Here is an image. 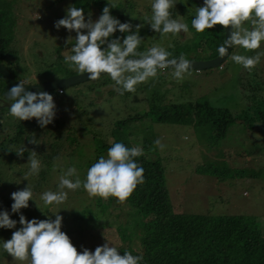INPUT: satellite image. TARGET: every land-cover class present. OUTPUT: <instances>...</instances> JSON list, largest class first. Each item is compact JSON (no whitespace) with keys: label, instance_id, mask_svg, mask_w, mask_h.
<instances>
[{"label":"rangeland","instance_id":"obj_1","mask_svg":"<svg viewBox=\"0 0 264 264\" xmlns=\"http://www.w3.org/2000/svg\"><path fill=\"white\" fill-rule=\"evenodd\" d=\"M10 1V5H5V7L9 8L11 16L15 20L12 46L17 52L18 64L11 67L15 75L18 78L23 77V81L28 83H38L75 71L74 68H70L64 62L65 54H73L71 52L72 46L63 47L60 50L58 47L66 44L69 36H71L69 43L75 42L76 33L75 31L69 32L64 27L57 29L54 24L57 20L65 17L67 8L77 7V5H74L72 0ZM108 1L116 4L124 22L132 24L133 32L137 30L136 25H143L139 30V35L144 38L139 46V51H145L154 44H159L171 52L172 56L175 53L180 55L185 52L187 53L185 56L194 59L192 57L195 56L193 53L196 50L192 48V41L197 39L198 32L193 33L195 38L188 40L183 46L178 45L177 40L190 37L192 30L190 27H188L190 31L186 34L181 31L180 34L169 33L162 38L159 33L151 29L150 25L146 24L144 17L152 15L153 0ZM200 6L202 5L190 0H177L176 6L171 11L176 13L174 19L185 23L181 13H186L188 17L193 16L192 18H194L196 10ZM83 8H85L86 19L89 13L93 21L99 18L100 12L96 7L86 5ZM186 21L187 24H190V21L187 19ZM123 34L120 35V32L117 31L109 39L116 37L122 39L128 33ZM201 48L197 52L201 57L199 59H208L206 56L211 52L202 51ZM259 51H264V42H262ZM233 54L253 56L256 53L234 46L223 64L225 69H221V67H214L205 71L189 69L190 74H185L183 80H177L172 75L174 69L166 68L164 73L170 76L167 80H174L175 83H173L174 81L166 82L165 77L163 78L161 75L162 70L158 69V75L154 78L162 85L157 84L156 86L165 95L166 103L167 100L175 101L181 98L186 101L188 98L192 97L193 99L200 96L209 100L212 105L227 106L233 114L240 117L226 132L220 133L221 129L216 126L214 130L220 135L219 137H214V139L208 134L207 131L213 133L211 128L205 131L204 129H196L193 125L157 122L149 116L132 122L129 121L126 128L130 132V137L132 136L131 133L134 134L133 138L139 136L138 146H142L141 139L144 137H149L153 142L159 139L165 145L163 150L154 147L155 153L165 166L164 179L174 210L187 213L251 214L258 220L264 234V136L261 134L262 128H259L258 120L249 126L250 121L255 119L253 110L259 107L260 102L257 98L250 103L248 98L249 96L252 97L255 92L262 97V104L264 103V56L261 57L256 68L247 72L241 69L242 65L232 61L231 56ZM244 72H247L245 78L242 75ZM250 73L254 77V80H251L257 84V86H253L255 89L253 93L252 87L249 86L250 82L247 80ZM97 80L63 88L60 92L58 90L48 91L53 95L56 115L63 114L66 110H72L76 104L77 107H81L87 112L80 119L91 118V125L97 133L95 138L89 132V129H92L89 125L88 132L83 133L80 137V143L72 155L61 157V160H58L60 162L58 164L59 169L53 170L47 178V185L51 191L58 187L60 176L69 166L74 165L77 168L82 181L86 179L83 177L88 171L85 169L86 161L92 156L97 140H105L109 136L107 133L110 129V120L149 109L147 99L150 95L147 96V93L142 92L145 91L144 89H139L136 95L132 92H124L121 95L119 91L114 89V82L111 79L108 82ZM104 96L105 98H103ZM133 98L137 101L130 102ZM2 100L5 103L0 106L9 105L6 99ZM248 107L250 110H246ZM5 112L0 110V123L7 116ZM148 155L153 158L156 157L153 152H148ZM212 160L219 163L225 162L232 172L241 170L245 175L226 177V180L218 181L214 175L194 171L196 165ZM7 163L8 160L0 164V206L3 211H8L10 218L16 220L20 228V213L11 211V205L14 201L11 196L8 198L5 196L7 193L11 194L23 189V185L20 183L21 175L26 168L30 170V163L28 158L22 159L21 157L16 158L10 165ZM252 171L256 173L252 174ZM65 191H68L71 199L62 204V212L69 211L68 207L72 213L75 210L81 211L84 207L97 210L95 197H90L83 187L77 191L67 189ZM34 195L35 193H33V199L36 202L30 200L29 207L20 211L28 220L33 218L45 220L44 215H42L44 214L42 195ZM112 202L111 205L107 202V210L103 212V216L107 220L103 219L102 216L98 222L84 223L83 220L77 219L75 223H72V215L68 212L65 214L67 216L62 220L61 230L70 237L78 252H82L84 248L94 252L97 246L106 242V238L117 248L120 246L137 247L138 239L134 236L131 239H125L120 234L123 233L121 224L123 221L125 222V218L128 216L125 212L126 207L119 209V204L122 203ZM131 216L133 215L131 214ZM64 221H68L69 224ZM141 226L140 224L139 227L141 228ZM127 232L129 233V231ZM3 234L2 240H8L12 236L9 229H6ZM0 244V264H29L28 261L13 260L12 256L3 250V243Z\"/></svg>","mask_w":264,"mask_h":264},{"label":"trees","instance_id":"obj_2","mask_svg":"<svg viewBox=\"0 0 264 264\" xmlns=\"http://www.w3.org/2000/svg\"><path fill=\"white\" fill-rule=\"evenodd\" d=\"M72 1L74 5H77V8L80 6L83 8L86 5L96 7L100 15L108 3L112 4L108 0ZM10 2V0H0V62L10 70L17 80H23V77L18 78L11 68L13 65L18 64V55L12 46L15 20L11 16L9 8L5 7V5H10ZM83 9L85 10V8ZM111 14L124 23V19L118 12V8H112ZM181 14L184 17L183 20L185 23L187 22L186 19L190 21V24H186L192 29L190 31V28H188V31L191 32L190 37L184 40H177L178 45L185 46L188 40L195 38L193 33L197 32L191 24L193 16L188 17L186 13ZM175 15L176 13L172 12V18ZM120 35L124 34L120 33ZM196 38L195 41H192V48L196 50L193 53L195 56L192 58H201L197 53L200 47H202V51L211 52L206 57H215L219 54L217 49L224 40L223 26L216 25L212 29H206L204 32L199 33ZM74 44L75 42L68 43L67 45L64 44L58 47V50L63 47L68 48ZM183 54L185 55L187 53L184 52ZM179 56L178 53H175L171 58H179ZM185 57L189 58V56ZM226 59L218 67L225 69L223 64ZM257 66L258 64L254 68ZM241 69L247 72L249 71L243 68V66ZM164 72L165 69L161 72L163 78L165 77L166 80L169 79L170 76H167V73ZM247 72L242 74L244 78ZM75 73L77 72L71 71L58 77ZM252 76L250 73V76H247V80L250 82L249 86L252 87L253 93V90L255 91L253 86H257V84L251 80L254 78ZM110 79L107 74H104L97 81L102 80L103 82H108ZM173 81L167 80L166 82ZM157 84L162 86L158 80L150 78L147 82L136 86V91L132 92L134 95H136L139 89H144L145 91L142 92L147 93V96L150 95L147 99L149 109L140 110L139 112H134V114L132 113L110 120V129L107 133L109 136L105 140H97L92 156L86 161L85 169H89L101 156L107 158V150L115 142L123 143L128 148L138 146L139 136L133 138L132 136L134 134L131 133L132 136L130 137V132L127 131L126 126L129 121L132 122L149 116L157 122L193 125L194 128L204 129L205 131L211 128L213 133L211 134L210 131H207L208 134L213 138H217L220 135L214 130L216 126H219L221 129L220 133L226 132L234 121L240 118L236 114H233L227 106L212 105L209 100L200 96L193 99L192 97L188 98L186 101H183L181 98L175 101L167 100L166 103L165 95L156 86ZM7 92L8 88L0 75L1 100L6 99ZM248 98L250 103L257 98L260 102L259 107L253 110L255 119L250 121L249 126H252L258 120L260 124L259 128H262L261 134L264 136V103L262 104V97L254 92L253 96H249ZM134 101L137 100L134 98L130 100V102ZM162 101L165 102L163 103ZM8 102L9 105L0 106V110L2 112L6 111L5 113L7 114L5 116L6 118H3V121L0 123V164L8 160L7 165H10L16 158H19L14 149H19L23 146L26 148V151L21 157L22 159L29 158L30 152L34 150L36 152V158L41 162V169L38 174L29 175L25 179V173L29 171L26 168L22 172L23 175H21L20 183L23 185L22 188L29 185L36 196L42 195L46 191H51L47 185V178L53 170L59 169L58 164L60 162L58 160H61V157L64 158L72 155L80 143V137L83 133L88 132L87 129L92 124L90 122L91 118L87 117L81 120L80 117L87 112L75 104L72 110H66L63 114L56 115L51 124L41 128L35 118L20 121L13 117L9 110L12 102ZM246 110H250V108L248 107ZM90 128L92 129H89V132L96 138L97 133L93 130V125ZM34 134L41 141L38 145L28 142V138ZM141 140L142 146L140 147L143 149L144 154L134 159L144 169V183L136 187L126 202L119 204V209H125L126 207L125 212L128 215L125 218V222L123 221V224H121L123 233L120 234L125 239H131L134 236V238L138 239L139 243L137 247L120 246L118 247V252L121 255L125 251H129L133 255H142L143 260L141 264H264V234L256 217L251 214L187 213L174 210L164 179V163L155 153L154 142L149 137H144ZM148 152H153L156 157H150ZM194 171L196 173L214 175V178L218 181L226 180V177H242L245 175L241 170L232 172L231 168L225 162L219 163L214 160L196 165ZM253 173L255 174L256 172L252 171ZM86 175H83V177H86ZM56 191H59L58 187L52 190V192ZM9 196L11 194L7 193L5 197L8 198ZM70 199L71 195L68 194L67 200ZM112 201L115 202L118 199L115 197L103 199L97 196L95 197L97 210L84 207L81 211L75 210L76 213H74L75 211L72 213V210L70 211V207H68L69 211L67 212L73 217L72 223H75L77 219L83 220L84 223H90L92 221L98 222L102 219L103 212L107 210V202L111 205L113 204ZM61 206L62 204L57 205L55 203L52 205L43 204L42 210L44 214L42 215H44L45 219L51 217L54 220L55 215L59 213L61 216L64 215L63 218H65L67 216L65 214L68 213L62 212ZM0 211H3L1 206ZM41 218L43 219L42 216ZM103 219L107 220L104 216ZM64 222L69 224L68 221ZM140 224L142 225L141 228L139 227ZM137 227L139 228L137 229ZM17 229H19L18 225L14 229H9V231L12 234ZM5 230L6 228H0V243L4 241L2 240V234Z\"/></svg>","mask_w":264,"mask_h":264},{"label":"clouds","instance_id":"obj_3","mask_svg":"<svg viewBox=\"0 0 264 264\" xmlns=\"http://www.w3.org/2000/svg\"><path fill=\"white\" fill-rule=\"evenodd\" d=\"M177 0H153L152 15L145 16L146 24L159 33L161 37L188 32V25L181 20L172 18L171 9ZM116 4H107L102 14L95 21L89 13L86 19L83 8L69 7L64 18L57 20V29L64 27L69 32L75 31V44L71 48L73 54H65L64 62L74 68L80 75L87 74V79L97 80L102 74H107L114 82V89L121 95L124 92H135L138 84L156 78L158 69L173 68V77L183 80L185 74H190L192 62L180 54L179 58H171L172 53L163 46L154 44L145 51H139L143 37L139 30L143 25H136L133 32L131 23H122L111 14ZM192 27L198 33L221 25L225 29L231 26L230 35L218 47L219 57L228 56L229 48L241 47L246 51H255V55L233 54L232 61L251 71L264 56L261 49L264 42V0H204L197 8L191 21ZM247 25V26H246ZM128 33L122 39H109L114 33ZM66 40V45L70 42ZM106 45V47H105ZM26 81L20 82L8 89L6 99L11 101L10 114L20 121L35 118L41 128L51 124L56 116V105L53 95L47 91H28ZM31 144L41 141L35 134L28 138ZM156 147L163 150L165 145L159 139L154 141ZM18 157H22L26 148L14 149ZM140 146L131 148L123 143L115 142L107 150V158L101 156L88 169L86 179L81 180L77 168L73 165L66 169L59 178V191H46L41 199L45 205L63 204L68 198V191H76L83 187L90 197L108 199L115 197L124 203L132 195L136 187L144 183V169L134 158L142 156ZM29 175L38 174L41 162L33 150L29 154ZM74 177V179H72ZM14 201L11 205L13 213H20L21 227L13 231L8 240H4L3 250L12 256L13 260L29 264H141L142 255H133L125 251L118 252L107 238L103 245L95 251L84 248L78 252L70 237L61 230L63 217L56 214L55 219L45 220L33 218L28 220L20 211L29 207L33 200V191L29 185L11 193ZM36 202V201H35ZM17 221L10 218L8 211H0V228L14 229Z\"/></svg>","mask_w":264,"mask_h":264},{"label":"water","instance_id":"obj_4","mask_svg":"<svg viewBox=\"0 0 264 264\" xmlns=\"http://www.w3.org/2000/svg\"><path fill=\"white\" fill-rule=\"evenodd\" d=\"M196 4L203 5L204 0H190ZM224 31V40L230 35L231 26L227 29L223 27ZM223 40V42H224ZM231 48H229L230 52ZM229 54V53H228ZM227 58V56L220 58L219 54L215 57L208 58V59H191L186 58L192 62V67L190 69H194L197 71L205 70L208 68H214L221 65V63ZM171 59V57H170ZM178 59V58H177ZM0 75L4 80V83L8 89L12 86L18 84L20 80H17L15 76L10 72V70L0 62ZM104 75V74H102ZM87 74L80 75L78 72L75 74H71L68 76L52 78L46 81L38 82V83H29L25 85V89L28 91L40 92V91H51V90H58L63 88H68L70 86L83 83L86 81H90L87 79ZM4 101L0 99V105H4Z\"/></svg>","mask_w":264,"mask_h":264},{"label":"built area","instance_id":"obj_5","mask_svg":"<svg viewBox=\"0 0 264 264\" xmlns=\"http://www.w3.org/2000/svg\"><path fill=\"white\" fill-rule=\"evenodd\" d=\"M62 91V89H58V92Z\"/></svg>","mask_w":264,"mask_h":264}]
</instances>
